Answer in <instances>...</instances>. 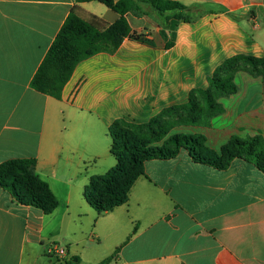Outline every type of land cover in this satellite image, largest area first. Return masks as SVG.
<instances>
[{"label":"crops","instance_id":"crops-1","mask_svg":"<svg viewBox=\"0 0 264 264\" xmlns=\"http://www.w3.org/2000/svg\"><path fill=\"white\" fill-rule=\"evenodd\" d=\"M172 1L204 14L164 28L127 13L135 37L115 53L82 60L58 100L31 82L72 9L106 27L118 14L97 1L0 0V164L35 159L57 200L71 202L90 177L116 165L114 122L149 123L187 104L196 88H208L226 59L264 57V0ZM235 83L236 93L218 99L224 111L209 127L179 125L169 135H204L217 152L234 136L264 139L263 76L239 71ZM144 170L127 204L104 214L90 207V244L97 247L88 263L116 254L111 264H264V173L252 161L237 158L219 170L181 149L173 158L147 161ZM57 211L19 204L0 187V264H43L53 242L67 245V263L78 256L70 250L79 242V214L67 206L58 220Z\"/></svg>","mask_w":264,"mask_h":264},{"label":"trees","instance_id":"trees-1","mask_svg":"<svg viewBox=\"0 0 264 264\" xmlns=\"http://www.w3.org/2000/svg\"><path fill=\"white\" fill-rule=\"evenodd\" d=\"M97 1L118 14L117 20L104 26L98 17L85 20L73 8L57 35L31 86L34 90L60 100L76 66L95 54L115 53L127 37H135L126 18L129 12L147 15L161 27L172 20L196 22L204 12L200 7L186 6L172 0H78L79 3ZM246 71L264 78V57L237 55L226 59L208 78V88H196L187 104L162 111L146 124L116 121L109 129L112 139L111 154L116 165L103 175L92 176L84 188L86 202L98 214L113 211L127 204L134 183L145 175L144 165L149 160L175 157L181 149L190 152L197 163L223 170L234 159L252 161L264 173V139L261 136L242 139L232 137L220 151L207 147L204 135L176 134L161 145L168 133L179 125L209 127L214 117L223 113L220 97L237 92L235 76ZM175 113L176 123L165 127L168 114ZM35 159H12L0 164V187L19 203L51 214L58 208V200L49 185L36 173ZM116 254L100 264H111Z\"/></svg>","mask_w":264,"mask_h":264},{"label":"rangeland","instance_id":"rangeland-1","mask_svg":"<svg viewBox=\"0 0 264 264\" xmlns=\"http://www.w3.org/2000/svg\"><path fill=\"white\" fill-rule=\"evenodd\" d=\"M95 5H100L99 2L94 3ZM162 125H164L165 127H168L174 123H176L177 118H176V114L175 113H171L168 114L167 117L164 119H162ZM172 131V130H171ZM171 131L168 133V135L166 136V138L161 142V145L164 143L165 140H167L169 137H171L172 135H169L171 133ZM81 190H79L78 195L76 196L77 199H73L71 202L69 201L67 203V201L65 200V196L60 197V199H58V211H57V219L60 220L62 217H64L66 214V207L70 206L71 209H73V212H78V217H76V223L78 224L77 226V230H78V240L79 242L77 243V245H73V249L74 250H70V257L73 256L74 254H79L78 256L75 257H71V260L67 261V258H58L56 256H51L48 254V249H49V245L46 251V254L44 255V263L43 264H90L88 263L85 259H93L92 254L95 252V245H91L90 241L92 240V231L95 225V214L92 210V208H90V205L86 202L85 198H84V192L81 194ZM77 215V214H76ZM52 226V225H51ZM54 228H57L55 226H52ZM62 227H59V223H58V229L60 230ZM60 232V231H59ZM58 232V233H59ZM94 243L97 244L96 241H94ZM52 244H57L60 245L61 247L66 248V251L68 252V247L67 245H64V243H58V242H53ZM70 248H72L71 246H69ZM75 252V253H74ZM78 252V253H77ZM69 256V253H68ZM77 258L79 259L78 262L74 263L73 261Z\"/></svg>","mask_w":264,"mask_h":264},{"label":"built area","instance_id":"built-area-1","mask_svg":"<svg viewBox=\"0 0 264 264\" xmlns=\"http://www.w3.org/2000/svg\"><path fill=\"white\" fill-rule=\"evenodd\" d=\"M48 254L64 259L67 256V251L66 248L61 247L60 245L51 244L48 249Z\"/></svg>","mask_w":264,"mask_h":264}]
</instances>
